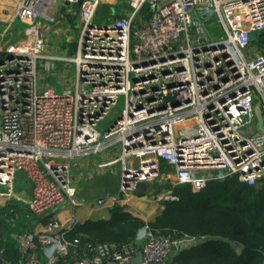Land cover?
Masks as SVG:
<instances>
[{
  "label": "built area",
  "instance_id": "1",
  "mask_svg": "<svg viewBox=\"0 0 264 264\" xmlns=\"http://www.w3.org/2000/svg\"><path fill=\"white\" fill-rule=\"evenodd\" d=\"M118 1H81L68 57L47 51L41 18L55 23L44 13L54 0H19L12 15L25 27L0 55V210L22 201L47 218L43 232L16 236L25 264H132L138 253L141 264H165L188 237L145 225L140 245L68 238L53 213L81 203L71 173L81 159L100 156L98 169L117 165V192L95 201L111 208L139 182L148 198L177 201L172 188L154 189L162 163L172 186L193 191L233 176L248 185L264 178L255 115L259 107L264 119V0H124L125 14L97 20L101 5ZM58 59L72 66L73 90L41 83ZM120 95L124 106L112 121ZM21 175L31 189L26 200L16 190Z\"/></svg>",
  "mask_w": 264,
  "mask_h": 264
},
{
  "label": "trees",
  "instance_id": "2",
  "mask_svg": "<svg viewBox=\"0 0 264 264\" xmlns=\"http://www.w3.org/2000/svg\"><path fill=\"white\" fill-rule=\"evenodd\" d=\"M175 193L179 201L166 202L162 213L147 225L160 234L202 240L179 250L170 264H264V178L260 186L248 185L233 176L211 181L200 191H193L189 185L177 186ZM11 210L14 204L0 210V214H13ZM111 214L109 220L85 222L66 235L70 239L78 237L81 242L121 244L132 240L145 225L119 207L112 208ZM237 246L241 247L240 253ZM7 252L17 255L15 248L4 246L0 264L8 257Z\"/></svg>",
  "mask_w": 264,
  "mask_h": 264
},
{
  "label": "crops",
  "instance_id": "3",
  "mask_svg": "<svg viewBox=\"0 0 264 264\" xmlns=\"http://www.w3.org/2000/svg\"><path fill=\"white\" fill-rule=\"evenodd\" d=\"M18 2L19 0H0V27L4 28L1 31L5 30L6 32L7 31L16 32L15 34L19 39V37L22 36L21 34L23 33L25 24L17 21L13 22L11 20L12 15L14 14L16 4ZM105 5L109 7L110 9L109 14L111 17L122 16L128 10V6L125 4L124 0H119L116 4L112 3ZM44 13L48 17H52L55 20L54 22H56L51 24L46 22V20L43 19V17L41 18V20L44 23V26H46V31H44L46 34V38L47 35H50L52 39L53 38L56 39L57 42L56 46H59V48L61 47L62 52L65 50V53L67 55L74 56L76 51V39L74 38L75 35H69L70 37L66 38L65 33L67 31L71 32V27L74 28L77 32V28L79 24L78 8L73 9L71 6L65 5L64 0H54V2L48 6L47 10H45ZM8 22H13V23L9 25ZM45 23H47L48 25ZM2 24L4 25L7 24L9 26L4 27ZM4 32L1 34L2 37H0V44L2 38L5 36L6 32L5 33ZM15 38L16 36L11 38V40L14 39L13 44L16 43L15 40H18ZM47 45H48V40H47ZM0 48L2 49L0 50V55L7 52L6 50L7 46L4 48L2 47ZM48 48L49 47L47 46V49ZM48 53L51 52L48 51ZM56 62L59 63V61ZM101 159H102L101 157H99V159L92 157V158L81 159L78 161V168L80 171L78 178L72 175L77 189H78L77 186L78 180H81L82 183L85 182L86 184H89L90 179H92L93 176H96V173L98 175L102 174L101 169L94 167L95 164ZM117 171H118V175H117V179H118L119 169H117ZM118 180H117V188H118ZM151 187H153V184L151 185ZM147 189L143 193L132 195L129 198H127V200L120 201L118 204H116L115 207L121 208L124 212L130 214L134 218H138L142 220L143 222H145V225H147V222L152 221L156 216L160 215L164 209L163 204L153 199H150L146 196ZM16 190L17 192H19V196L24 200L30 197V191H31L30 185L24 181V177L22 175L19 176V184L17 185ZM104 190L107 192L106 188H104ZM106 192L101 195L97 194L95 197H90V198L89 197L81 198L78 196V192H77V197L81 201L79 206L74 208L67 205L61 206L60 208L54 211L53 213L54 217L62 223L63 227L67 230V233H70L77 225H81L85 222H89V221L97 222L101 220H109L112 216L111 214L112 208L110 204H108V201H105V204L101 206L95 205V201L98 198H107L108 195L113 194V193L106 194ZM141 198H143V200ZM138 199H141L142 202H140V200ZM13 204H14V210L12 211L13 214L4 215L3 218L0 219V240H3L0 243V254L1 251L4 250V246H6L8 247V249L15 248L17 250L18 256L16 255V253H14L15 255H13V253L7 252L8 257H6V259L3 258L1 264H3L4 261L8 264H25L28 257L26 256V254L22 253V251L18 248V244L16 242V236L23 232H33V233L43 232L44 224L46 223V219L44 217H39L33 214L29 209L28 205L25 204V202L18 201V202H14ZM127 206L129 207L127 208ZM5 208L6 207H4L3 209ZM23 211H25L26 213H23ZM26 217H28L29 219H27ZM141 229L142 226L136 231L133 237V240L135 239L138 245H140L142 242V236H140ZM201 240L202 238L188 236L182 241L179 248H176L173 253L171 252L169 254L167 258V262L170 264L173 255L179 252V250H187L193 247L194 245L198 244L199 242H201ZM236 251L240 253L241 247L237 246ZM46 255H47L46 251L41 252L39 250L38 252H36L35 258L38 259L41 263H44L46 259ZM16 259L17 262L12 263V261L13 260L15 261Z\"/></svg>",
  "mask_w": 264,
  "mask_h": 264
},
{
  "label": "rangeland",
  "instance_id": "4",
  "mask_svg": "<svg viewBox=\"0 0 264 264\" xmlns=\"http://www.w3.org/2000/svg\"><path fill=\"white\" fill-rule=\"evenodd\" d=\"M101 6H103V7H101ZM101 6H100L101 8H100V10H99V12L97 14V20H100L102 18L110 17V14H109L110 13V9H109V7H107L106 5H101ZM100 11H102V12H100ZM12 23L13 22H8L9 25H11ZM45 24H47V23H45ZM2 25L4 27H8L9 26L7 24L6 25L2 24ZM3 29L4 28H1L0 27V37H2L1 34L5 31V30L4 31H1ZM78 30H79V25H78V28H77V32H76V30L74 28L71 27V32H68L67 31L68 34L66 32L65 33V35H66L65 37L68 38V37H70L69 35H75L74 38L76 39L78 37ZM44 31H46V26H44ZM15 33L16 32H13V31H7L5 33V36L2 38L0 47L4 48V47L7 46L6 50L7 51L11 50L12 49L11 46L13 45V40H14V39L11 40V38L14 37V36H16L15 39H18V37H17V35ZM47 40H48V45L47 46L49 47L47 49V51H50L54 56H57V57H62V56H64V57L67 56L68 57V56H71V55H67L65 53V50L62 52L61 47L59 48V46H56V44H57L56 39H54V38L52 39L50 37V35H47ZM15 41H17V40H15ZM0 50H2V49L0 48ZM63 63H65V62L64 61H61V60H59V63L55 61L54 64L52 65V67H51L52 68V73H46L45 74V75H48L46 77V80H44L43 79L44 78L43 75H41L42 76L41 83L42 84H46V85H50L51 87H54L58 92L64 90L65 88H69V89L73 90V86H74V74H73L72 66L71 65H68L67 62L65 64L66 65L65 66ZM69 64H71V63H69ZM48 79H49V81H48ZM124 102H125L124 96L120 95L118 97L117 103H116L117 104V108L115 110H113V112L110 115V117H112V121L118 116V113L116 112V110L120 111L123 108V106H124ZM112 121L108 122L104 126L106 127V126L110 125L112 123ZM99 157L100 156H96L95 158H98L99 159ZM108 167L109 168H106L105 167L106 169L105 168L101 169L102 174H100V175H98L95 172L96 173V176H93V178L90 179L89 184H86L85 182L82 183L81 180H78L77 181L78 189L77 188L75 189L78 192V196L81 197V198L95 197L97 194L98 195H101V194L105 193L106 191L104 190V188L107 189L106 194L107 193H115V192H117V190H118V188H117V180H118L117 179V175H118L117 165L114 164L113 166H108ZM71 173L76 178H78V175L80 173L79 168L76 167V170L74 168V170H72ZM161 175H162V177L159 179V181L158 182H155L156 185L154 184V189H156V190H162V189L172 188L174 190V192H175L177 186H172L171 185L172 181L169 178V176H170V170L168 168H166L165 166H161ZM258 186H260V183L258 184ZM141 199L143 200V198H141ZM141 199H138V200H140V202H142ZM178 201H179V196H178L177 202ZM157 202H159V203H161L163 205L166 203V202L163 203V202H160V201H157ZM128 207L129 206H127V208ZM23 213H26V212L23 211ZM39 217H41V216H39ZM26 218L29 219L28 217H26ZM174 250L172 251V253L174 252ZM167 263L168 262L166 261V264Z\"/></svg>",
  "mask_w": 264,
  "mask_h": 264
},
{
  "label": "water",
  "instance_id": "5",
  "mask_svg": "<svg viewBox=\"0 0 264 264\" xmlns=\"http://www.w3.org/2000/svg\"><path fill=\"white\" fill-rule=\"evenodd\" d=\"M81 1L82 0H77L76 4H73L71 7L73 9L78 8L80 6ZM64 4L68 5V2L64 1ZM172 99H173L172 96H167L164 98L165 101L172 100ZM255 115H256V119H257L258 130L260 132L264 133V119H263V115H262V112H261L259 107L255 108ZM147 187H148L147 183L139 182L135 186L134 193L135 194L143 193L147 189ZM141 262H142L141 253H138V255L135 257V259L132 261V264H141Z\"/></svg>",
  "mask_w": 264,
  "mask_h": 264
}]
</instances>
